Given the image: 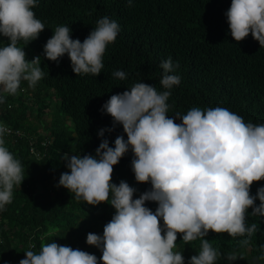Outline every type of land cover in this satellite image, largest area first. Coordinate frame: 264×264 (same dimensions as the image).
Returning a JSON list of instances; mask_svg holds the SVG:
<instances>
[{"label": "trees", "instance_id": "1", "mask_svg": "<svg viewBox=\"0 0 264 264\" xmlns=\"http://www.w3.org/2000/svg\"><path fill=\"white\" fill-rule=\"evenodd\" d=\"M231 0H39L32 10L45 29L25 45L26 59L40 57L44 73L35 88L21 82L17 95H6L0 104V125L11 129L5 146L21 162L25 179L14 187L12 203L0 211V264H19L25 251L39 252L41 245L55 241L94 254L98 264L102 251L86 242L88 233L103 234V227L115 213L110 203L93 206L75 199L64 187H56L60 174L70 171L61 159L69 155H95L101 138L98 130L113 126V118L101 111L110 96L129 90L142 82L165 91L160 84L161 61L172 58L179 67L174 74L181 83L171 89L167 103L168 116L186 114L192 107H225L243 117L245 122L264 124V47L251 33L240 42L231 36L226 11ZM103 16L118 22L120 31L114 43L107 46L104 67L98 76H77L67 54L59 63L44 56V45L58 26H69L71 37L81 42ZM0 35V47L8 44ZM122 70L127 79L112 73ZM54 114L45 119L47 109ZM176 123L181 120L176 119ZM23 132L20 137L16 131ZM46 131V133H44ZM123 135L122 125L105 132L109 146ZM35 148L39 156L31 153ZM131 149L113 166L112 181L121 180L137 189L133 199L151 189V183L135 180ZM264 186V180L253 182L250 194ZM255 204L259 205L257 198ZM155 212L157 203L146 201ZM247 210L246 223H256L258 231L251 237H231L227 232L209 230L204 237L223 255L216 264H264V216H252ZM163 227V219L160 218ZM247 239L245 245L243 241ZM201 239L185 243L177 233L175 252L188 259L201 249ZM236 252L244 258L229 262L227 254Z\"/></svg>", "mask_w": 264, "mask_h": 264}, {"label": "clouds", "instance_id": "2", "mask_svg": "<svg viewBox=\"0 0 264 264\" xmlns=\"http://www.w3.org/2000/svg\"><path fill=\"white\" fill-rule=\"evenodd\" d=\"M38 3L0 0V35L9 41L0 47V104L5 103L6 95L18 94L22 81L34 89L44 76L38 66L40 57L29 61L24 48L17 46L20 41L27 45L37 39L45 29L32 10ZM127 3L131 7L133 0ZM225 15L236 42L251 33L264 47V0H231ZM119 31L118 22L103 16L81 42L71 37L69 26H58L44 45V56L59 63L67 54L77 76H98L106 48L115 42ZM160 67L165 91L138 82L111 95L102 105L101 111L113 118V126L98 130L101 142L95 155L64 153L61 157L70 171L60 174L56 187L74 193L78 201L93 206L110 203L115 209L103 234L90 232L86 238L88 245L102 251V264H185L182 253L173 251L177 233L186 244L202 240L199 253L187 264H216L223 254L204 238L209 230L227 232L233 238L251 237L258 227L256 223L247 225L248 208L252 207V216H264V186L255 196L250 194L253 182L264 180V124L245 122L220 106H195L186 114L175 113L169 118L171 89L181 83V77L174 74L179 63L169 57ZM112 75L127 79L122 70ZM117 124L122 125L127 140L118 135L110 147L105 132L111 133ZM9 133V128L0 125V211L12 203L14 187L21 188L25 179L21 162L5 146L4 137ZM129 149L134 154L135 180L151 183V189L135 199L137 189L124 180L119 184L112 181L113 166ZM257 198L259 205L255 204ZM146 201L157 203L155 212L145 206ZM238 258L244 257L236 252L226 256L229 262ZM19 264H98V258L53 241L42 244L38 253L25 251Z\"/></svg>", "mask_w": 264, "mask_h": 264}, {"label": "rangeland", "instance_id": "3", "mask_svg": "<svg viewBox=\"0 0 264 264\" xmlns=\"http://www.w3.org/2000/svg\"><path fill=\"white\" fill-rule=\"evenodd\" d=\"M47 113L48 114H46L44 117H45V119L48 121V122H50L51 121V116H52V114H54V111H52V109L50 108H48L47 109ZM44 133H46V131H44ZM47 134V133H46Z\"/></svg>", "mask_w": 264, "mask_h": 264}, {"label": "built area", "instance_id": "4", "mask_svg": "<svg viewBox=\"0 0 264 264\" xmlns=\"http://www.w3.org/2000/svg\"><path fill=\"white\" fill-rule=\"evenodd\" d=\"M10 132H12L11 129H10ZM15 133H16V135H18V137H20V136L22 135L23 132H21V131L18 130V131H16ZM31 152L34 153V154L37 155V156L40 155L39 152H38V150H36L35 148H32V149H31Z\"/></svg>", "mask_w": 264, "mask_h": 264}]
</instances>
